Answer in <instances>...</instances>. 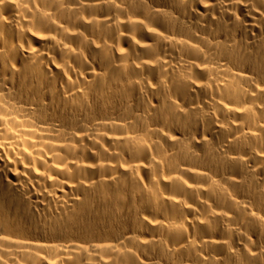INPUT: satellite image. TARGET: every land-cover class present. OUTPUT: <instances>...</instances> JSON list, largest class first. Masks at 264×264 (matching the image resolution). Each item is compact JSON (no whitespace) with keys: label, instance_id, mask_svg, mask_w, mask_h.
<instances>
[{"label":"bare ground","instance_id":"1","mask_svg":"<svg viewBox=\"0 0 264 264\" xmlns=\"http://www.w3.org/2000/svg\"><path fill=\"white\" fill-rule=\"evenodd\" d=\"M0 264H264V0H0Z\"/></svg>","mask_w":264,"mask_h":264}]
</instances>
